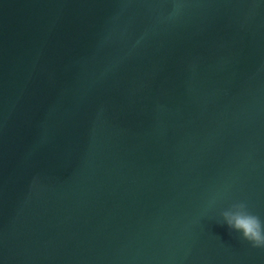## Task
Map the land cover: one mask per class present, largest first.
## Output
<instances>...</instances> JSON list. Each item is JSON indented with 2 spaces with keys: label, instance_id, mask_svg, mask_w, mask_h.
<instances>
[{
  "label": "water",
  "instance_id": "water-1",
  "mask_svg": "<svg viewBox=\"0 0 264 264\" xmlns=\"http://www.w3.org/2000/svg\"><path fill=\"white\" fill-rule=\"evenodd\" d=\"M264 0H0V264H264Z\"/></svg>",
  "mask_w": 264,
  "mask_h": 264
},
{
  "label": "clouds",
  "instance_id": "clouds-1",
  "mask_svg": "<svg viewBox=\"0 0 264 264\" xmlns=\"http://www.w3.org/2000/svg\"><path fill=\"white\" fill-rule=\"evenodd\" d=\"M216 223L238 233L252 247H264V220L250 212L243 202H235L216 212Z\"/></svg>",
  "mask_w": 264,
  "mask_h": 264
}]
</instances>
